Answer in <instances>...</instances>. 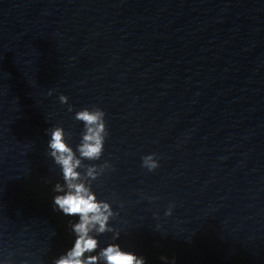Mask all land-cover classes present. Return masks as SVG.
Listing matches in <instances>:
<instances>
[{"label": "water", "instance_id": "1", "mask_svg": "<svg viewBox=\"0 0 264 264\" xmlns=\"http://www.w3.org/2000/svg\"><path fill=\"white\" fill-rule=\"evenodd\" d=\"M92 106L109 136L83 163L111 165L91 187L120 233L100 249L264 264V0H0V264H54L74 245L47 130L75 150V112Z\"/></svg>", "mask_w": 264, "mask_h": 264}, {"label": "clouds", "instance_id": "2", "mask_svg": "<svg viewBox=\"0 0 264 264\" xmlns=\"http://www.w3.org/2000/svg\"><path fill=\"white\" fill-rule=\"evenodd\" d=\"M59 102L67 104L68 97L61 94ZM72 110L69 105L68 111ZM105 116L106 113L98 106L75 112L74 119L84 125L80 143L75 150L68 143V134L63 127L56 126L47 130L50 134L48 155L60 167L63 178V183L54 185L53 191L57 193L53 197L54 208L65 216L78 217L77 222L70 223L71 231L75 235L74 245L55 259L54 264H146L142 256L123 250L117 243H110L100 249L97 239L98 235L106 232L114 233L113 240L118 239L120 235L109 226V221L117 213L109 202L99 200L91 187L92 181L111 165L108 161L99 165L83 163L85 160L98 161L103 155L105 140L109 136ZM82 167L83 172L80 171ZM142 167L150 172L157 169L159 161L156 154L143 156ZM171 213L172 208L169 207L165 214ZM172 264H175L174 258Z\"/></svg>", "mask_w": 264, "mask_h": 264}]
</instances>
